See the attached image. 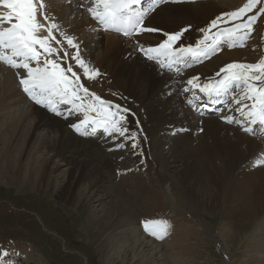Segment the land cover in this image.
<instances>
[{
  "label": "rangeland",
  "instance_id": "374dc122",
  "mask_svg": "<svg viewBox=\"0 0 264 264\" xmlns=\"http://www.w3.org/2000/svg\"><path fill=\"white\" fill-rule=\"evenodd\" d=\"M187 1L176 0L173 4H194L192 2L200 0ZM206 1H211V6H218L210 10L206 25H201L202 19L196 22L199 28L192 27V23H179L176 33L187 37L189 45L203 48L218 40L221 42L218 52H231L233 56L239 53L240 60L231 58L219 72L224 79L232 81L229 97L223 107L212 112L211 117L200 116L203 114L193 112L189 107L193 116L203 121L200 122L202 127L198 124L195 128H189L182 124L186 127L173 130H169L170 127L166 130L148 128L151 125L144 108L148 104L146 100L140 102L123 97L105 74L94 71V63L88 58L87 64L82 62L80 67H73L83 72L79 74L83 82L87 80V84H93L101 76L108 80L106 86L109 88L103 87L99 96L92 92L84 93L86 90L81 82L65 76L67 86L62 90H68L74 100L87 110L110 109L118 120H123L124 131L120 136L110 137L102 129L93 132V126L88 124L85 125L84 134H79L86 145L96 149V159L88 172L101 185H94L92 182L95 179L90 177V180L76 187L77 200L83 201L82 197H87L84 210L79 208L78 203H67L62 198V187L67 182L71 166L76 167V164L71 161L69 165V161L55 156L46 145L36 146L29 167L32 172L36 166L39 173L33 161L38 160V164H42L44 160H49V172L55 182L49 181L54 182L57 189H48L36 181H21L6 166H0V253H8L7 256L2 255L0 264H51V261L53 264H122L123 259H126V264L264 263V211L258 215L253 211L252 198L255 196L251 198L242 193L241 197H230L238 185H248L252 183L250 179L262 176L259 172L264 171V153L261 151L264 150V133L257 135L258 138L254 137L253 147L256 150L250 156L249 144L241 146L244 161L234 167L226 155L215 154L213 148L206 149L215 141V133H209L217 130L203 126L204 121L212 118L222 119L225 124L221 134L222 143L235 142L237 145L238 133L248 134L243 128L249 126L248 118L255 96L250 91L251 86L256 84L254 87L258 88L261 105L264 104V0ZM243 31L248 34L238 35ZM170 35L165 29L160 30L158 36L152 39L153 48L158 49L163 43L170 42ZM38 56L44 57V54ZM77 60L78 54L73 56V61ZM241 69L249 72L245 76L237 74L243 73ZM185 71L187 69L174 74L176 95L187 101L191 98L207 103L208 97L203 91L193 90L188 80L191 74ZM85 94L94 97L93 100L90 98L87 101ZM107 96L119 106L106 104L103 99ZM70 101L73 99L70 98ZM26 106L22 103L23 112L29 108ZM165 108L171 109L168 106ZM126 109H132V115ZM73 118L79 119V116L74 115ZM28 119L32 120L31 125L35 121L31 115ZM189 132H193L194 136L184 142ZM7 133L13 134V131ZM37 133L40 134V130ZM47 133L49 131H45ZM58 135L56 132L48 134L51 140ZM43 137L44 133L38 141L43 143ZM18 143L25 144V140L21 138ZM205 150L211 153L206 155ZM79 151L83 152L73 145L64 154L70 158L85 159ZM192 151L195 152L191 154ZM104 157L111 162L107 168ZM201 160L206 165L200 169V177L195 172L185 177L188 165ZM216 175L223 182L221 188L214 187L213 177ZM35 179L32 177V180ZM115 219H119V224L123 226L121 229L113 223ZM131 229L138 233L139 242L134 252L137 257L131 252ZM109 249H114L110 262L105 257Z\"/></svg>",
  "mask_w": 264,
  "mask_h": 264
},
{
  "label": "bare ground",
  "instance_id": "6f19581e",
  "mask_svg": "<svg viewBox=\"0 0 264 264\" xmlns=\"http://www.w3.org/2000/svg\"><path fill=\"white\" fill-rule=\"evenodd\" d=\"M121 1L0 0V166H3V168L6 166L21 181L27 179L28 181L39 182L40 185L44 184L48 189L52 187L57 189L58 186L53 184L55 181L49 172V160H44L42 164H38V160L33 161L38 166L39 173L36 171V166H33L32 172L29 167L30 158L31 155L35 154L36 146L39 148L42 144L46 145L50 150H53L55 156H60L69 161V165L72 164L71 161L76 164V167L71 166L69 170L67 182L62 187V198L67 203H74V205L78 203L79 208L83 210L86 209L85 200L87 197L83 196V201L77 200L78 193L74 192V190L76 187H80L82 182L94 177L92 173L88 172V169L96 159V149L86 145L85 140H82L79 136L80 133L78 134L68 127V124L72 122L71 120L64 121L52 116L32 102L23 92L18 82L22 73L38 71L47 75L51 73L54 66L64 76L68 78L74 77L72 79L81 82L83 89L86 90L84 93L89 92L90 94L92 92V94L95 93L99 96L103 90L102 88L108 85V80L99 76L98 82L87 84V80L84 79L85 82H83V79L79 78V74L83 72L73 69L76 65L79 66L82 62L85 63L89 59L91 63H94V67H92L95 69L94 71L99 70V72L105 74L106 78L113 84V87L121 92L123 97L135 99V101L142 102L146 100L148 102L144 106L147 112V121L151 125L148 128H163L161 130H166V128L170 127L171 129L169 130H173L186 127L187 125L189 128H195V125L203 122L198 121L201 118H195L193 116L194 113L190 112L191 110L193 112L197 111V113H202L203 111L204 115L199 114L200 116H212H209L211 113L206 112V110L210 111L213 102L221 103L227 96V94L224 95V91L222 93L216 91L212 84L218 79L220 82L226 81L222 78V73H219L223 70V65L227 63L226 61H231L233 58L240 60L238 52L234 56L231 52L226 54L218 52L220 48L218 40L208 46L194 50L193 53L191 51L193 44L189 45L186 41L187 37L183 38L176 33L179 23H192V27L198 26L196 22L201 19V25L207 23L211 15L210 10L218 7L211 6L209 4L211 1L204 2V0H200L197 3L192 2L194 4H186V2L173 4L176 0H172V2L161 3L157 6V0H152V2L149 1L145 5L146 14L134 8L131 15L127 14L125 7L120 3ZM123 1L127 2L128 0ZM107 3H110L108 7ZM14 8L23 10V16H18L16 22L11 19ZM102 8L103 12L99 13L98 11ZM87 14H89V17ZM128 16H131V30L129 32L124 28ZM144 21L148 25L147 28L142 26ZM162 29L171 34L168 41L174 40L173 43H168L170 46L167 51H164L162 45L158 49L153 48L152 39L157 37L158 32ZM87 30L90 32H86ZM139 33L142 34L138 35ZM198 35L196 36L198 37ZM181 48L184 49L181 50ZM37 53H43L44 57L38 56ZM76 54L79 55V61L74 62L73 56ZM214 64H217V67H214ZM184 69H187L185 71L187 74H191L188 80L190 85L193 86V90L211 94L209 100L211 102L207 106H205L203 101H196L191 98L187 101L183 97L176 95L174 74ZM247 71L238 72L237 74L245 76ZM236 76L238 77V75ZM85 77L88 79L87 76ZM250 84L252 85L253 83L250 82ZM255 85L251 86L252 89L250 90L254 92L255 96L253 98L254 105L250 111L252 114L249 116L250 119L248 118L249 126L248 128H243L248 134L238 133L239 143L237 145L235 142L232 144L222 143L223 136L221 137V134L223 127H225L222 119L212 118L203 123V126H210L219 131H211L209 133H215L213 135L215 141L211 146H206V149L213 148L215 154L226 155L231 165H235L234 167L244 161L241 146L249 144L250 156L256 150L253 147L254 137L264 130V123L260 119V116L264 115V109L259 105L258 88L254 87ZM16 86L19 88L16 89ZM225 87L229 88L230 85L226 84ZM64 90L65 92L61 89V92L65 95V98L68 100L72 98V104L79 105L68 90ZM108 96L103 99L106 104L112 103L115 106H119L114 103V99L112 100ZM194 97L196 99V96ZM84 98L88 101L90 98L93 100L94 97L85 94ZM28 100L31 102L29 103ZM22 103L29 107L24 112L21 110ZM166 106L171 107V109L165 108ZM189 107L191 110L188 109ZM63 108L64 106H61L62 110ZM126 110L131 112L132 115V109ZM29 115L33 119L35 118L32 125V120L28 119ZM74 115H78L79 119H83L82 114ZM132 117L134 118V115ZM199 126L202 127L201 124ZM9 130H12L13 134H8L7 131ZM39 130L40 134L37 133ZM44 130L49 131V133L45 134ZM52 132L59 134L53 140L49 139L50 137L48 136ZM193 132L187 134L184 142L194 136ZM43 133L45 138L43 137L44 142L42 143L38 140ZM82 133L84 134V131ZM21 138L25 140V144L21 145V143H18ZM224 143L226 142L224 141ZM73 145L79 150H83V152L79 151V153L82 152L81 154L85 156V159L70 158L64 154L65 150L70 149ZM261 151L264 153L263 149ZM194 152L192 151L191 154ZM203 152L206 155L211 153V151L206 152V150ZM202 159L204 160L203 156ZM203 160L192 163L191 166L188 165L184 173L185 177L190 172H195L200 177V169L205 164ZM110 163L104 157L106 168L110 166ZM259 173L262 176L250 179L249 181L252 183L235 186L236 188L233 189L232 196H230L233 199L241 197L242 193L251 198L255 196V198H252V204L254 207L253 211L257 215L264 211V171ZM32 177L36 179L32 180ZM49 179L54 182L51 183ZM94 179L92 183L96 186H101L95 177ZM222 183L218 175L213 177L215 188H221ZM57 184L61 185V183ZM167 186L170 187L169 184ZM78 199L81 198L79 197ZM119 222V219L113 220V223L119 225L121 229L123 226ZM131 232L133 234L131 252H133L134 257H137L134 252L139 242L137 239L138 233L135 229H131ZM102 236H104L103 231ZM113 255L114 249H109L105 257L110 262ZM0 258H2L1 253ZM152 258L150 257V259ZM122 264H126V259L122 260Z\"/></svg>",
  "mask_w": 264,
  "mask_h": 264
},
{
  "label": "snow or ice",
  "instance_id": "6c2138e0",
  "mask_svg": "<svg viewBox=\"0 0 264 264\" xmlns=\"http://www.w3.org/2000/svg\"><path fill=\"white\" fill-rule=\"evenodd\" d=\"M172 2V0H157V6L161 3ZM155 11V9H153ZM18 16H23V10L20 8L13 9L11 19L16 22ZM143 27L147 28L148 25L143 23ZM142 33H139L140 35ZM19 84L23 92L34 102L35 105L40 106L45 112L50 113L52 116L58 117L64 121L72 120L68 127L76 133H82L85 125H92L93 132L96 129H102L104 133L109 136H120L124 131L123 120H118L116 115L110 109L101 111L94 108L88 111L79 105H74L72 102L65 98L61 89L66 87V77L59 69L53 66L50 74H41L37 72H24L21 74ZM74 96L75 93L73 92ZM61 106H64L63 110ZM74 114H82L83 119H74ZM2 255L7 256L8 253L4 252Z\"/></svg>",
  "mask_w": 264,
  "mask_h": 264
}]
</instances>
